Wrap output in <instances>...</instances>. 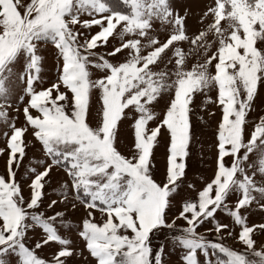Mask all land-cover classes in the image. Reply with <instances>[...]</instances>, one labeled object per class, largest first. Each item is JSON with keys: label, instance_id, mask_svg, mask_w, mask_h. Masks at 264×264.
<instances>
[{"label": "snow or ice", "instance_id": "1", "mask_svg": "<svg viewBox=\"0 0 264 264\" xmlns=\"http://www.w3.org/2000/svg\"><path fill=\"white\" fill-rule=\"evenodd\" d=\"M191 18L0 0V264H264V0Z\"/></svg>", "mask_w": 264, "mask_h": 264}, {"label": "rangeland", "instance_id": "2", "mask_svg": "<svg viewBox=\"0 0 264 264\" xmlns=\"http://www.w3.org/2000/svg\"><path fill=\"white\" fill-rule=\"evenodd\" d=\"M207 2L208 0H184V3L187 4L191 9L192 18L189 19L188 24L193 30H195V28L198 27V23H197L198 13L200 12L203 5L206 4ZM101 51H103V49H101ZM53 65H54V58L50 56L47 63L45 64V72L47 73L49 69H51L54 75L55 69ZM200 99L202 100L203 98L201 97ZM255 113L264 114V104H262L259 100L257 101ZM197 130L198 132H203L204 135L202 136V139L207 140L210 143V140H211L210 134H211L212 129L207 128L202 124H197ZM204 147H205V152H206V159L210 160L211 159L210 148L208 144H205ZM163 152H164V149L161 148L158 151V155L162 154ZM188 163H189V170H188L189 178L191 180H196V181H199V175H200L201 170L210 166L207 162L201 161V153H200L198 145H193L192 156H191V159L188 161ZM252 219L258 220L259 216L258 215L253 216Z\"/></svg>", "mask_w": 264, "mask_h": 264}]
</instances>
